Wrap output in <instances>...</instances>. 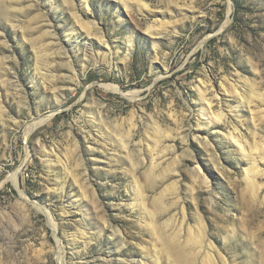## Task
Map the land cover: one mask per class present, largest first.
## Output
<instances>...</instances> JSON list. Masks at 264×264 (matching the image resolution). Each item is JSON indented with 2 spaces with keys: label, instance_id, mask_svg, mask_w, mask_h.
Segmentation results:
<instances>
[{
  "label": "rangeland",
  "instance_id": "rangeland-1",
  "mask_svg": "<svg viewBox=\"0 0 264 264\" xmlns=\"http://www.w3.org/2000/svg\"><path fill=\"white\" fill-rule=\"evenodd\" d=\"M0 264H264V0H0Z\"/></svg>",
  "mask_w": 264,
  "mask_h": 264
},
{
  "label": "bare ground",
  "instance_id": "bare-ground-1",
  "mask_svg": "<svg viewBox=\"0 0 264 264\" xmlns=\"http://www.w3.org/2000/svg\"><path fill=\"white\" fill-rule=\"evenodd\" d=\"M108 88V87H107ZM108 89H112V88H108ZM107 89V90H108ZM114 90H117L116 88H114ZM45 120H40V121H38V122H36V123H33L31 126H30V130H32L37 124H39V123H42V122H44ZM203 176V175H202ZM12 182H13V184L14 185H16L17 184V177H16V175H14L13 176V178H12ZM40 211H42V212H45L46 214H48L46 211H44V209H42L41 207H39L38 208ZM54 227V226H53Z\"/></svg>",
  "mask_w": 264,
  "mask_h": 264
}]
</instances>
